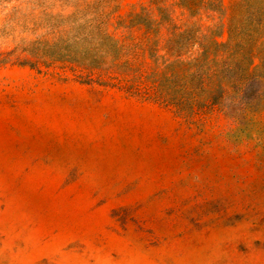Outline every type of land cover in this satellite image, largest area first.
<instances>
[{"label": "rangeland", "instance_id": "1", "mask_svg": "<svg viewBox=\"0 0 264 264\" xmlns=\"http://www.w3.org/2000/svg\"><path fill=\"white\" fill-rule=\"evenodd\" d=\"M99 1L0 0V264H264V109L157 102L154 36L134 24L163 13L183 31L223 26L226 42L234 13L264 0H214L223 17ZM97 7L117 51L55 61L67 18Z\"/></svg>", "mask_w": 264, "mask_h": 264}, {"label": "trees", "instance_id": "2", "mask_svg": "<svg viewBox=\"0 0 264 264\" xmlns=\"http://www.w3.org/2000/svg\"><path fill=\"white\" fill-rule=\"evenodd\" d=\"M245 4L244 1L240 5ZM83 5L90 7L86 0L76 7ZM180 5L192 17L200 9L225 16L222 1L216 5L214 0H181ZM93 12L95 17L87 21L79 13L67 18L73 26L56 35L58 41L68 45L67 54L54 53L55 61L83 60L89 67H98L100 61L117 51L118 42L102 31L104 19L100 8ZM236 19L238 26L234 24ZM81 20L84 22L80 23ZM134 24L147 28L154 36V73L149 81L157 102L176 108L180 115H190L208 106L218 107L233 117L264 109V43L259 45L264 38V2L251 13H234L226 42H220L225 34L223 26L205 33L201 28L183 31L171 16L163 13L160 20L147 16L144 21L136 19ZM165 26L167 34L162 35L160 29ZM81 44L87 48L85 51L77 50ZM250 94L252 99H248Z\"/></svg>", "mask_w": 264, "mask_h": 264}]
</instances>
